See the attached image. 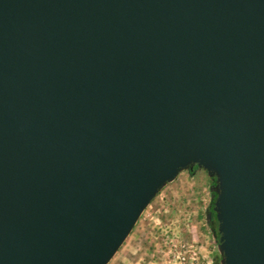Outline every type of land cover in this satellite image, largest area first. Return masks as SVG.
Wrapping results in <instances>:
<instances>
[{
	"label": "water",
	"instance_id": "obj_1",
	"mask_svg": "<svg viewBox=\"0 0 264 264\" xmlns=\"http://www.w3.org/2000/svg\"><path fill=\"white\" fill-rule=\"evenodd\" d=\"M194 165L264 264V0H0V264H107Z\"/></svg>",
	"mask_w": 264,
	"mask_h": 264
},
{
	"label": "rangeland",
	"instance_id": "obj_2",
	"mask_svg": "<svg viewBox=\"0 0 264 264\" xmlns=\"http://www.w3.org/2000/svg\"><path fill=\"white\" fill-rule=\"evenodd\" d=\"M205 170H183L145 207L107 264H220L206 215L212 200Z\"/></svg>",
	"mask_w": 264,
	"mask_h": 264
},
{
	"label": "trees",
	"instance_id": "obj_3",
	"mask_svg": "<svg viewBox=\"0 0 264 264\" xmlns=\"http://www.w3.org/2000/svg\"><path fill=\"white\" fill-rule=\"evenodd\" d=\"M189 171L192 173L194 171V169H191ZM212 183H214V179H213ZM212 194H213V197H212L210 207L208 208V212H207V213H210L211 215L209 218H207V215H206V219H207V222L209 225L208 227L210 228L211 234L215 238V242L218 243L217 220L215 218L214 212L212 211V206H213V201L215 199V194L213 192H212Z\"/></svg>",
	"mask_w": 264,
	"mask_h": 264
},
{
	"label": "flooded vegetation",
	"instance_id": "obj_4",
	"mask_svg": "<svg viewBox=\"0 0 264 264\" xmlns=\"http://www.w3.org/2000/svg\"><path fill=\"white\" fill-rule=\"evenodd\" d=\"M192 169L196 170V169H202V168L197 167L196 165H194ZM202 170H204V169H202ZM188 171H189V170H188ZM211 179H212V181H213V178H212V177H211ZM209 207H210V206H209ZM206 220H207V219H206ZM207 224H208V222H207ZM208 226H209V225H208Z\"/></svg>",
	"mask_w": 264,
	"mask_h": 264
}]
</instances>
